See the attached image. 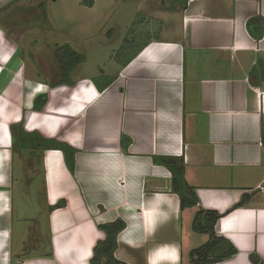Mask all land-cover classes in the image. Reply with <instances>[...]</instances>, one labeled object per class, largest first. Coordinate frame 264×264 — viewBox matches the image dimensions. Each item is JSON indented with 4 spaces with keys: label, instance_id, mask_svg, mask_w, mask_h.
I'll return each mask as SVG.
<instances>
[{
    "label": "crops",
    "instance_id": "obj_1",
    "mask_svg": "<svg viewBox=\"0 0 264 264\" xmlns=\"http://www.w3.org/2000/svg\"><path fill=\"white\" fill-rule=\"evenodd\" d=\"M160 5L127 35L132 49L112 55L115 71L71 73V84L21 79L16 103L0 95V264H89L105 237L98 226L116 219L125 222L118 261L191 264L201 246L184 234L198 207L220 216L214 231L237 251L215 264H253L250 254L264 261V79L250 75L264 62V34L256 40L246 28L258 17L264 26V0ZM16 55L8 51L0 66L13 78L23 70ZM38 96L47 98L39 111ZM19 123L75 150L70 169L59 150L28 157L39 162L47 222L46 239L41 229L34 237L47 249L23 257L11 250L13 164L22 157L12 152L10 128ZM160 157L183 160L196 206L181 209L171 173L153 162ZM199 235L203 246L208 235Z\"/></svg>",
    "mask_w": 264,
    "mask_h": 264
},
{
    "label": "rangeland",
    "instance_id": "obj_2",
    "mask_svg": "<svg viewBox=\"0 0 264 264\" xmlns=\"http://www.w3.org/2000/svg\"><path fill=\"white\" fill-rule=\"evenodd\" d=\"M173 2L181 0H95L91 8L83 7L80 0H16L6 4L0 8V66L6 68L2 58L8 51L16 50L23 70L16 78L7 70L0 71V95L16 103L21 79L58 82L59 65L54 52L64 46L83 56L72 72L74 77H95L98 69L110 73L112 55L119 47L132 49L127 46V35L147 16V10ZM38 163L35 158L16 156L13 164L11 250L21 257L47 249L46 240L37 241L34 237L41 234L39 229L42 237H47L42 175L36 172ZM187 224L185 242L191 241L196 248L202 246L200 233L192 230L193 220Z\"/></svg>",
    "mask_w": 264,
    "mask_h": 264
},
{
    "label": "trees",
    "instance_id": "obj_3",
    "mask_svg": "<svg viewBox=\"0 0 264 264\" xmlns=\"http://www.w3.org/2000/svg\"><path fill=\"white\" fill-rule=\"evenodd\" d=\"M94 2L95 0H80V4L87 8H91ZM246 28L248 33L256 40L261 39L264 34L263 21L259 17L249 19ZM54 59L59 65L60 78L58 83L71 84L70 75L74 68L83 61V56L69 46H64L56 48ZM256 64L257 68L255 67L256 69H253L250 75L252 76L258 72L259 77L264 79V67L261 69L264 66V62L257 61ZM110 82L111 79H107V82L103 85L97 83L98 90L102 91ZM46 101V96H38L34 100V109L41 110L45 106ZM10 131L13 154H19L23 159L31 157L39 151L59 150L63 153L67 167L69 169L72 167L75 150L68 145L52 140H45L36 133H27L24 131L21 123L12 125ZM260 139L261 145L264 148V123L261 125ZM153 162L164 166L171 173V188L180 199L181 209L196 206L197 197L194 189L184 179L183 160L171 157H160L153 158ZM243 203L244 201H241L234 209L241 207ZM62 206L63 202H59L53 209ZM219 218L220 216L211 210H199L194 216L192 230L208 235V241L205 245L190 252L191 264H215L230 259L237 254V251L230 243L216 235L214 226ZM98 228L104 233L105 237L102 241H98L95 244L89 264H125L114 257L117 248V236L125 229V222L121 219H116L113 222L101 224ZM221 241H224L229 249L224 248L220 244ZM249 260L253 264H264V261L260 260L255 254H250Z\"/></svg>",
    "mask_w": 264,
    "mask_h": 264
},
{
    "label": "bare ground",
    "instance_id": "obj_4",
    "mask_svg": "<svg viewBox=\"0 0 264 264\" xmlns=\"http://www.w3.org/2000/svg\"><path fill=\"white\" fill-rule=\"evenodd\" d=\"M147 51H148V50H147ZM147 51H146V52H147ZM152 51H153V50H152ZM149 52H151V50H150ZM145 54H146V53H145ZM145 54L143 55V57L145 56ZM148 54H149V53H148ZM147 57H148V56H147ZM28 129H29V128H28ZM86 260H87V259H86Z\"/></svg>",
    "mask_w": 264,
    "mask_h": 264
}]
</instances>
